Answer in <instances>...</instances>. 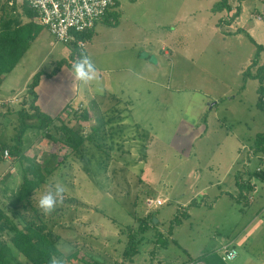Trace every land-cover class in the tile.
<instances>
[{"label":"rangeland","instance_id":"rangeland-1","mask_svg":"<svg viewBox=\"0 0 264 264\" xmlns=\"http://www.w3.org/2000/svg\"><path fill=\"white\" fill-rule=\"evenodd\" d=\"M117 2L112 8L118 11L117 28L99 20L96 27L105 29L85 44L87 54L95 59L99 85L93 82L84 87L79 81L78 93L59 118L46 126L24 128L17 154L12 150L19 110L32 111L25 81L31 80L33 69L51 72L69 46L27 16L25 2L15 3L17 13L8 4L1 5V20L19 17V23L40 32L15 71L12 94L23 88L20 100L0 109V211L4 216L0 241L10 244L8 257L30 264L9 241V226L23 227L25 218L50 233L58 247L53 260L66 264H85L90 257L110 264L192 263L200 253L212 250L223 257L228 246L237 253L228 264H258L253 262L257 243L246 255L243 242L257 233L258 221L247 228L246 224L262 203L257 201L261 194L255 193V200L243 210V203L232 197L215 200L214 195L234 190L237 169L245 170L246 178L247 169H256L264 154L252 149L254 134L264 130V109L257 105L259 80L244 74L248 59L259 55L264 60V48L257 50L245 33H229V23L221 26L223 30L216 28L224 10L211 9L213 0ZM132 21L145 31L134 35L136 46H122ZM145 34L152 40L151 53L141 41ZM163 43L167 51L161 48ZM107 56H112L110 62ZM105 64L119 67L122 78L112 84L115 89L136 91L129 100L141 127L129 120L126 101L111 94L102 97L104 89L109 90ZM128 68L140 70L142 76L129 75ZM205 101L213 103L205 109L206 115L201 110ZM83 110H89L88 118L82 117ZM25 120L37 122L38 118ZM62 124L82 130L87 140L72 149L60 138ZM4 148L8 149L5 157ZM29 163L50 170L43 171L45 180L24 200L18 193ZM260 165L264 168V163ZM252 175L260 191L262 179ZM57 183L65 188L64 200L46 216L38 207L39 199ZM147 197L164 202L147 205ZM174 216L179 222L174 223ZM139 225L146 227L142 230ZM128 233L137 240L138 250L131 257L123 253ZM69 253L74 256L68 257Z\"/></svg>","mask_w":264,"mask_h":264},{"label":"trees","instance_id":"trees-1","mask_svg":"<svg viewBox=\"0 0 264 264\" xmlns=\"http://www.w3.org/2000/svg\"><path fill=\"white\" fill-rule=\"evenodd\" d=\"M23 2H25L26 5L23 6L24 11L23 10L22 11L27 16L33 18L34 12L32 11L31 7L27 4L26 1ZM15 3H17L16 0H12V2H10V0H0V9L3 6L2 4H8V6L12 8V11L14 13H17L16 12L17 6L15 5ZM117 3H118L117 0H115L116 5ZM225 7L228 8L226 0H219L213 4V9H223ZM117 17H118V12L112 9L106 12L102 20L103 22L109 25H115L118 21ZM18 18L10 16L7 19H2L3 21L0 18V80L4 73L10 71L14 67L21 54L27 49L30 41L35 37L36 34L35 32L36 30H32L30 24H25V25L21 24L18 22L19 20ZM92 29H89L88 31L81 33V36H85L88 39L92 34ZM67 45L70 47L69 55L66 58H61L58 61L56 67L48 74L55 73L63 61L66 62L67 65L73 67V63L77 60L75 58L77 48L74 44L67 43ZM260 48L261 45L257 44V50ZM256 63H257V56L253 58L250 65L252 66ZM250 65L249 67L246 68L244 74L245 77L251 76L258 78L259 84L257 86V92H258L257 105L264 109V72H262V70L264 69L262 68L264 67V62L259 66H257L256 72L254 73L250 71ZM41 72L42 71L40 70L36 71L32 75L30 82L28 83V88H27V92L29 94L28 108L31 109L32 111L27 110L24 107L20 108L19 110L20 124H19V130L15 136L16 144H14L15 146H13L12 154H17L20 152L21 135L25 127L32 125L34 126L37 125L40 127L46 126L48 124H51L55 119L60 117V114L51 117L48 114L41 112L38 106L35 104L37 97L35 86L38 83V79ZM82 112H83L82 114L83 118L89 117V110L87 111L83 110ZM33 116H36L38 118L37 122H27L25 120V118L27 117L29 118ZM61 130L63 132V135L60 138L72 149H76L77 147H79L88 138L87 134L82 130H77L75 128L66 126L65 124L61 125ZM45 135L53 137V135L50 134L48 131H45ZM253 143H254L253 151L264 150V130L255 133ZM42 169L43 170H41L39 165L35 163H29L28 166L25 167L22 186L18 193V198L20 199L22 198L24 200L30 199V195L32 194V192L38 186H40L42 181L45 180L43 171L47 172L50 170L46 167ZM252 173L255 174L257 177H259L260 179L264 180L263 167H260V169H254ZM237 185L240 189L244 187L251 189V185L249 183L248 184L243 183L240 180H237ZM2 217L4 216L0 211V219ZM38 217L41 222L45 223V220L44 218H42V216H38ZM179 220L180 218L174 216L173 218L174 223L179 222ZM21 221L24 224L23 227L19 226V224L17 223L16 224L14 223L9 226L11 230L9 241L12 244V246L15 247L16 250L20 252L30 264H53V256L58 254V247L56 246L54 239L50 238L49 236L50 233L43 232L36 224H32V221L30 220H26L25 218H23L21 219ZM145 227H143V225L142 226L139 225V229L144 230ZM1 228L2 227H0V229ZM128 234H129L128 243L124 248L123 253L124 255L131 257L138 250L137 240L135 239L133 233H128ZM165 242L166 241H163L161 244L165 246L166 245ZM11 253H12V249L10 244H8L5 241H0V264H18L8 257V255H10ZM67 256L71 257L74 255L73 253H69ZM191 260L192 263L182 262L181 264H194L195 262L198 261L199 262L203 261L204 264H228L227 261H225L220 254H218L213 250L209 252L200 253ZM85 264H110V263L101 262L100 260L90 257L89 260H85Z\"/></svg>","mask_w":264,"mask_h":264},{"label":"crops","instance_id":"crops-1","mask_svg":"<svg viewBox=\"0 0 264 264\" xmlns=\"http://www.w3.org/2000/svg\"><path fill=\"white\" fill-rule=\"evenodd\" d=\"M217 1H219V0H213V3L211 5V9H213V4ZM251 1L252 2L247 1V3H246V0H226L228 8L225 7L222 9V10H224V14H221V16H219V18L216 20V22H215L216 28L221 29L222 28L221 26L223 24L229 23V26L230 25L232 26L231 30H229L230 31L229 33H231L232 31H233L232 33L236 32V34L245 33L248 36V38L256 45V47H257V44H260L261 48H264V42H263V40H264V0H251ZM229 11H231L233 14H230ZM102 18L100 19L101 21H103ZM117 19L119 22V15H118ZM98 21L96 22V24L98 23ZM120 21H121V15H120ZM118 22H117V24H118ZM132 22L134 23L133 24L134 26H130L129 31L124 32L125 39L121 43L122 46L129 45V44L131 46H136L135 39H133L134 35L136 34V32H138L140 30L145 31V30L141 29L142 27L140 24H137L134 21H132ZM96 24L94 25V27L92 29V34L88 38V40L89 39L91 41L94 40L95 37H97V35L105 29L106 26H109L112 28H117V25L110 26L109 24H107L105 22H104V24L106 26L101 25L100 26L101 28H99L98 26L96 27ZM221 30H223V29H221ZM39 33L40 32H37L35 34V37L38 36ZM127 36H128V41H127ZM34 38L32 40H34ZM32 40L30 41L31 43H32ZM141 41H142V44L144 45L145 49L147 50V52L151 53V51L153 50V47L151 46L152 40H151L150 35L145 34L144 37H142ZM29 46H30V43H29ZM163 47H164V50L167 51V45H165V43H163V45L161 46V48H163ZM26 50L21 54V56L19 57L18 61L14 65V67L10 71H8L2 75L3 78H1L2 80H0V109L2 107H10V106H8L9 103H15V102H18L20 100L21 96H18V93H20L23 88L12 94V92L15 91L13 86L16 83L13 81H16V79H14L15 74H16L15 71H16L17 67L19 66L20 61L22 60V57H23L24 53L26 52ZM84 51L87 54L86 49ZM69 53H70V47H69L68 54L62 58H66L69 55ZM111 59H112V56H109V57L107 56L108 62H110ZM94 60L92 59L93 62H94ZM252 60H253V58L248 59V61H246L245 64L248 65L247 67H249ZM263 62H264V60H262L260 58V56L258 55L257 56V63L252 65V66L250 65V68L252 67L251 72L252 73L256 72L255 70H256L257 66H259ZM114 66H116V65H113V67ZM71 68H73V67L67 65L66 62L63 61L55 73L48 74L49 72L40 70L42 72L39 76L38 83L35 86V91L37 93L35 104L38 106V108L41 112L46 113L51 117H54L58 114L63 113L65 111V108H67L69 106V102H70L71 98H73L78 93V82L79 81L75 78V75L72 72ZM126 68L127 67H125V69ZM103 69H104V71L107 72V75L105 76L106 77L105 83L107 84L109 90L107 91L105 88L104 92H102V97H103V95L106 96L108 94H111L113 96L115 95L116 97H118L122 101H126L129 120H131L133 123H135V125H139L140 124L139 123L140 118L134 114V112H133L134 103L132 100H129V98H132L131 95L136 94L135 93L136 91L134 89H132V90H128V92L127 91L125 92L123 88L119 87L118 89H115L113 87L112 84H115L118 79L120 80V78H122V75H120L117 72V69H119L118 66L111 68L105 64ZM128 69H129V75L133 74L136 77L142 76V74L140 73V70H134V69L131 70V68H128ZM36 71H35V69H33L29 73V77H31V75H33ZM247 77L255 78L257 80V83H258V79L256 77H251V76H247ZM29 82L30 81H27V80L25 81L26 86H25V91H24V93L26 94V96L28 98H29V94L27 92V88H28ZM117 83H118V81H117ZM256 90H257V88H256ZM9 94H12V95H9ZM91 96H95V93L92 92ZM80 100L82 101V99H80ZM79 103L77 106H79ZM83 104L86 105L85 102H83ZM212 104L213 103H211L209 101H205L203 103V105H202L203 107L201 108V110L204 111L205 115H206L205 109L211 108ZM194 120H196V118ZM200 124H202V123L200 122ZM197 126H199V125H197ZM257 132H259V131H257ZM254 136H255V134H254ZM252 149H253V147H252ZM254 152H257V151H254ZM258 152L264 153V150L258 151ZM263 158H264V154L261 156L260 164L264 163ZM260 164H259V166L262 167V165H260ZM243 167H244V164H243ZM237 170L238 171L235 173V186H236V188L234 190L225 189V190H221V191L216 192L214 195L215 200H218L219 198H221L222 195H228L229 197H232L234 200L239 201L240 203H243V204H241V207H240L241 210H243L244 206H246L247 204H249L250 202H253L255 200V196H254L255 193L259 192L258 194H261L260 198L257 199V201L260 200L262 203L260 204L258 210L255 211V214L253 215V217L250 220H248L247 224H246V228H247V226H251L255 221H258L259 227L257 229V233L252 234L251 238L249 237V239L245 240L243 242V244H244L243 246H244V250H246V252H245L246 255H248L247 250L250 248L254 249V247H255L254 245L256 242L257 243V251H258L257 255L258 256H257V261H253V262L258 263V264H264V206H262L264 204V180H261L263 183L261 186V190L259 191L256 188L255 182L251 179V177L253 176L252 175L253 173L249 172V169H247L249 174L246 178L243 176L244 174H247L245 172V170H243V169H237ZM237 180H240L243 183H247V184L249 183L251 185V189H248L245 187L240 189L237 185ZM213 204H214V202L211 203L210 205L213 206ZM242 215H244V214H242ZM258 235H260V236H258ZM237 237H238V235H237ZM235 238H236V236H235ZM230 241H233V238ZM201 262L204 264L203 261H201Z\"/></svg>","mask_w":264,"mask_h":264},{"label":"built area","instance_id":"built-area-1","mask_svg":"<svg viewBox=\"0 0 264 264\" xmlns=\"http://www.w3.org/2000/svg\"><path fill=\"white\" fill-rule=\"evenodd\" d=\"M18 1L27 2L34 12V20L45 26L55 39L74 44L77 48V60L80 52H85L88 40L81 36V33L92 29L96 22L115 6V0H16ZM3 156H8L7 148L3 149ZM256 169H260V166ZM145 201L147 205H159L164 202L160 197H147ZM236 254L235 248L228 246L224 248L223 259L232 260Z\"/></svg>","mask_w":264,"mask_h":264},{"label":"clouds","instance_id":"clouds-1","mask_svg":"<svg viewBox=\"0 0 264 264\" xmlns=\"http://www.w3.org/2000/svg\"><path fill=\"white\" fill-rule=\"evenodd\" d=\"M73 71L75 78L81 82L84 87L95 82L99 85L98 69L96 68L91 57L85 52L81 51L79 59L73 63ZM65 188L57 183L53 188H49L43 195H41L38 207L42 210L44 215H50L55 211L56 207L63 203ZM53 264H66L60 259L53 260Z\"/></svg>","mask_w":264,"mask_h":264}]
</instances>
